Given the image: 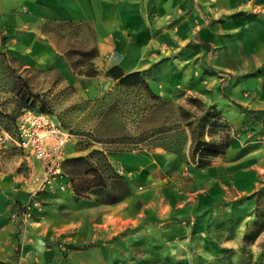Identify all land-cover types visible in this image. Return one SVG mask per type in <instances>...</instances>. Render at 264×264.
<instances>
[{
    "label": "rangeland",
    "instance_id": "1",
    "mask_svg": "<svg viewBox=\"0 0 264 264\" xmlns=\"http://www.w3.org/2000/svg\"><path fill=\"white\" fill-rule=\"evenodd\" d=\"M251 11L255 17L264 13L256 4ZM237 13L215 20L205 14L202 17L204 25L214 24L218 28L213 42L203 43L196 37L186 51L167 54L142 71L158 99H153L144 87L117 84L96 99H83L71 86L61 83L56 72L37 67L22 69L11 57L0 56V135L5 137L0 141V171L22 176L29 188L28 199L11 211L9 220L19 226L20 231L27 230L35 219L41 221L50 233L43 238L44 246L51 248L49 246L53 245L60 256L59 264H64L63 259L69 254L76 255L77 263L90 257L95 264H257L264 249V204L258 190L238 191L234 197L184 219L173 215L170 221L169 215L153 218L150 214L159 209L157 201L161 195L156 189L175 186L171 179L178 188L194 190L198 186L195 171L205 168L197 165V155L191 158L190 133L182 120L184 112L198 117L208 106L215 108L218 116L214 123L227 127L209 129L207 124L205 131L211 134H205L204 139L216 143L227 134L228 149H231L228 161L260 151L264 146V115L253 117L233 104L240 103L246 109L264 105V42H254L250 46L252 37L245 33L251 29L245 28L242 19L241 23L238 21ZM171 76L175 77L174 82ZM150 78L152 82L148 81ZM24 81L33 93L48 100L50 116L73 135L65 146L64 159L73 157L71 153L87 156L92 151H104L113 173L122 175L119 167L109 159V153L115 149L129 153L127 151L149 147L150 151L162 149L179 156L182 166L177 168L176 175L166 172L152 182L140 181L134 186V202L131 199L133 188L127 181L130 195L117 210L105 209L100 203L105 195L98 188L90 196L77 198L67 177L69 188L65 190L60 189L59 180L43 185L44 164L17 144L18 117L25 110L40 107L38 103L31 106V102H27ZM189 99H197L205 107L194 106ZM114 101L118 106L112 110V117L102 121V115ZM5 115H9L8 118ZM174 125L183 127V132H174L160 141L148 139L141 145L134 143L141 134L150 137L155 129ZM100 133H112L120 138L105 137L99 141L95 135ZM169 139L175 144L171 150L161 146ZM93 159L100 174H105L100 156ZM113 176L109 175L108 189L120 194L122 188ZM27 206L31 207L32 214L23 223L20 215ZM121 210L128 213V217L125 216L107 238L100 237L96 224ZM137 212L139 215L135 217ZM73 223L85 227L80 228L84 237L95 233L96 239L73 242L69 228ZM20 248V244L16 245L15 251L20 252ZM103 248L106 249L105 261L99 259Z\"/></svg>",
    "mask_w": 264,
    "mask_h": 264
},
{
    "label": "crops",
    "instance_id": "2",
    "mask_svg": "<svg viewBox=\"0 0 264 264\" xmlns=\"http://www.w3.org/2000/svg\"><path fill=\"white\" fill-rule=\"evenodd\" d=\"M253 4L264 12V0H0V53L17 61L22 69L37 67L56 72L59 81L71 86L79 97L96 99L117 83L104 75L115 65L126 74L144 71L167 54L186 51L196 37L203 43L213 42L218 28L214 24L204 25L205 14L215 20L238 12L235 16L238 21L242 19L245 28L251 29L245 33L252 37L250 46L264 42V13L255 17L251 11ZM91 49L96 51L90 61L98 74L87 77L75 73L71 62L76 56L67 52ZM113 54L116 59L112 58ZM242 107L247 114L249 110L259 111L256 116L250 114L253 117L264 115V105L254 109ZM230 152L229 148L224 156L214 158L211 165L196 169L198 186L194 190L178 188L171 179L175 186L156 189L161 197L157 201L159 209L150 212L152 217L166 214L170 221L173 215L184 219L244 190H258L264 204V146L235 161H228ZM109 159L132 186V202L136 200L134 186L140 181L152 182L166 172L176 175L177 168L182 166L179 156L162 149L109 153ZM28 189L22 176L0 171V264H59L60 256L53 245L44 246L43 238L50 233L41 221L35 219L27 230L20 231L9 220L11 211L28 199ZM123 201L104 204L105 209L117 210ZM126 214L121 210L96 224L100 228L99 236L111 235ZM138 215L137 212L135 217ZM81 226L79 223L69 226L72 241H94L97 235L89 233L84 237ZM18 244L20 252L15 251ZM103 249L101 261L107 258ZM75 257L69 254L63 259L64 264H95L90 257L77 263Z\"/></svg>",
    "mask_w": 264,
    "mask_h": 264
},
{
    "label": "trees",
    "instance_id": "3",
    "mask_svg": "<svg viewBox=\"0 0 264 264\" xmlns=\"http://www.w3.org/2000/svg\"><path fill=\"white\" fill-rule=\"evenodd\" d=\"M67 54L70 56H76L75 60H73L72 66L75 70V73L85 75L87 77H94L98 74V71L94 67L93 63L90 61L95 55L96 51L95 49H91L89 51H80V50H71L68 51ZM0 56L6 57L4 53H0ZM31 69V68H29ZM105 77L111 78L114 81H117V85L120 87H144L145 90L150 94L153 99H158V96L155 95L151 89L148 86V83L145 79L144 73L142 71H136L132 73H124L123 70L115 65L111 68H109L105 73ZM23 86L25 88V95L27 102H31V106H35L36 103L39 104V109L31 108L33 111L37 113H44L48 114V100L41 96L39 93H33L30 85L24 81ZM189 102H191L194 106H203L205 107L201 102H199L197 99H189ZM235 105L243 109L242 105L235 103ZM118 106V102L114 101L104 112L102 115V121L106 120L107 118L112 117V110L114 107ZM184 112V111H183ZM248 114H251L253 116H256L259 114V111L256 110H249ZM9 115H5V117L8 118ZM218 114L216 113V110L212 106H208L205 111H203L202 115L196 117L195 115H191L190 113L184 112L182 114V120L185 121V127L189 129L190 133V140H191V147H190V153L191 158L195 159L196 155L198 156L197 165L199 167H206L211 165L212 160L217 157H221L224 155L225 151L229 147V136L227 134H223L221 136L220 142H211L206 141L204 139V135H210L211 131H205V128L208 125L209 129H212L216 126L223 127V130L226 129V125H220L214 123V119L216 120ZM193 118V119H191ZM100 120V122H102ZM99 122V123H100ZM184 128L179 126H173V127H167L166 129L158 128L152 131L150 137H145L142 134L134 141L135 145H141L142 143L147 142L148 139H150V142H155L157 140L160 141L161 138L165 137L167 138V135H171L174 132H183ZM170 133V134H169ZM101 134V135H100ZM96 134L95 137L98 138V140H104L105 137H114V138H120V135H114L112 133H109L108 135H105L104 133ZM172 136V135H171ZM121 138L124 139V136ZM159 146V145H156ZM165 149L171 150L174 144L173 139H169V142L165 145H161ZM137 149V148H136ZM148 151H150V148H147ZM124 152L122 149L120 150H113L112 153H121ZM131 152V151H127ZM96 155L100 156L102 159V167H104L105 174H100L98 165L94 162V159ZM113 168L111 167L108 157L106 156V152L104 151H92L87 156H78V157H70L67 159H64L62 162V174L63 176L68 178V182L71 184V187L73 189V192L77 198L80 197H87L88 195L94 193L93 190L95 189H101L104 192L105 199L100 201L102 204H114L117 203L123 199H125L127 196L130 195V190L127 185V180L124 179L122 175H117L116 173H113ZM113 174L117 180H118V186L122 188V191L120 194H113L108 189V179L110 180L109 175ZM104 175H107L105 177ZM87 178V179H86ZM257 264H264V249L262 253L259 256L258 263Z\"/></svg>",
    "mask_w": 264,
    "mask_h": 264
},
{
    "label": "built area",
    "instance_id": "4",
    "mask_svg": "<svg viewBox=\"0 0 264 264\" xmlns=\"http://www.w3.org/2000/svg\"><path fill=\"white\" fill-rule=\"evenodd\" d=\"M112 58H117L116 54ZM17 144L28 149L30 154L44 164L45 178L42 184H51L54 180L61 182L60 189L68 188L67 180L62 174L64 149L73 135L48 114L25 110L16 122ZM0 135V141L4 140ZM32 214L30 206L23 209L21 221L26 223Z\"/></svg>",
    "mask_w": 264,
    "mask_h": 264
}]
</instances>
